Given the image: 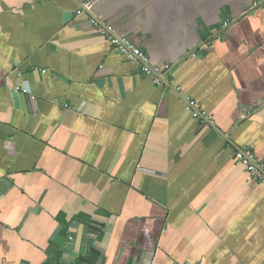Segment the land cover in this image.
I'll return each mask as SVG.
<instances>
[{"label":"crops","instance_id":"1","mask_svg":"<svg viewBox=\"0 0 264 264\" xmlns=\"http://www.w3.org/2000/svg\"><path fill=\"white\" fill-rule=\"evenodd\" d=\"M251 2L0 0V264H264V184L233 155L264 163Z\"/></svg>","mask_w":264,"mask_h":264},{"label":"built area","instance_id":"2","mask_svg":"<svg viewBox=\"0 0 264 264\" xmlns=\"http://www.w3.org/2000/svg\"><path fill=\"white\" fill-rule=\"evenodd\" d=\"M251 5L253 8L264 5V0H252ZM90 11L91 4L86 2L79 8L77 14H91ZM89 20L92 26L98 30L97 32L107 40L110 46L118 50L127 60L141 67L142 74L151 76L156 85H162L164 83L169 66H165L163 70L150 66L148 56L128 38L118 36L113 31L104 28L93 16ZM175 90L179 91L180 88L177 87ZM184 110L195 120L202 122L210 121V116L202 109L201 105L191 98L184 99ZM233 155L234 159L244 166L254 180L264 184V163L258 162L255 159L254 153L249 148L244 147L235 150Z\"/></svg>","mask_w":264,"mask_h":264},{"label":"water","instance_id":"3","mask_svg":"<svg viewBox=\"0 0 264 264\" xmlns=\"http://www.w3.org/2000/svg\"><path fill=\"white\" fill-rule=\"evenodd\" d=\"M239 148L236 147V150H238Z\"/></svg>","mask_w":264,"mask_h":264}]
</instances>
